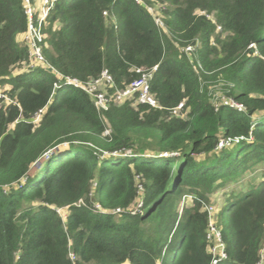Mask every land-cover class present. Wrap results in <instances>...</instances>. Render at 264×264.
<instances>
[{
    "label": "trees",
    "instance_id": "16d2710c",
    "mask_svg": "<svg viewBox=\"0 0 264 264\" xmlns=\"http://www.w3.org/2000/svg\"><path fill=\"white\" fill-rule=\"evenodd\" d=\"M26 28L23 0H0V264H73L69 251L74 264H210L208 204L218 264H256L264 0L54 1L45 60L81 80L107 69L110 93L156 64L149 88L161 108L133 96L97 110L82 89L54 87L53 71L28 65Z\"/></svg>",
    "mask_w": 264,
    "mask_h": 264
},
{
    "label": "built area",
    "instance_id": "2783aa9c",
    "mask_svg": "<svg viewBox=\"0 0 264 264\" xmlns=\"http://www.w3.org/2000/svg\"><path fill=\"white\" fill-rule=\"evenodd\" d=\"M55 0H23L25 14L27 17V28L23 34V41L28 50V65L33 66L36 64H41L47 67L49 70L53 71L57 76V81L53 83L54 87L62 84L72 85L74 87L82 89L86 92L90 98L92 99L94 106L97 110H106L108 109L111 102L114 104H120L124 100L131 99L135 96L134 100L136 103L146 104L153 108H161L158 104L157 100L150 92L149 88V79L154 74L157 69V65H153L151 67H135V72L137 76L125 85L122 89H115L112 93H110V89L114 86L112 75L107 71V69H102L98 76L91 77L86 80H81L78 77L65 75L57 71L53 66H51L44 58L43 55V39L44 33L42 31L46 16L53 6ZM136 2H141V0H135ZM147 10L152 14L155 23L163 30H165V25L163 19L159 12L152 7H147ZM103 14L106 15V11H103ZM199 14H205L204 11H200ZM220 27L217 26V29ZM192 50L191 46H186L184 51ZM0 98L3 97V93L0 90ZM224 103L229 106L242 110L243 105L241 103L236 102L233 99L226 98L224 99ZM184 102L181 101L177 106L170 109L171 112L177 116L180 115V110L182 109ZM42 109H39L33 118L36 121L41 113ZM104 133H109V129H105ZM238 138L234 139L235 141ZM226 141L221 140L218 142L217 147H222ZM165 154V153H163ZM175 154V153H172ZM140 206V201L137 203ZM99 204H95L94 208L98 209ZM209 214V222H208V230H207V239L211 242L210 245V264H218L222 259L226 257L224 251V242L222 240L220 230L215 225L214 221V210L213 206L208 204L204 207ZM57 212L64 218L65 214L63 211L58 208ZM121 211L120 208H116L113 212ZM69 258L71 262L74 264L76 259L75 254L72 251H69ZM264 262V246L260 251L259 260L256 264H263Z\"/></svg>",
    "mask_w": 264,
    "mask_h": 264
},
{
    "label": "rangeland",
    "instance_id": "374dc122",
    "mask_svg": "<svg viewBox=\"0 0 264 264\" xmlns=\"http://www.w3.org/2000/svg\"><path fill=\"white\" fill-rule=\"evenodd\" d=\"M39 0H37V3H38ZM3 88V87H2ZM1 86H0V89H2ZM211 204H213L212 202H210ZM214 205V204H213ZM215 208V205L213 206Z\"/></svg>",
    "mask_w": 264,
    "mask_h": 264
},
{
    "label": "crops",
    "instance_id": "0c3cea01",
    "mask_svg": "<svg viewBox=\"0 0 264 264\" xmlns=\"http://www.w3.org/2000/svg\"><path fill=\"white\" fill-rule=\"evenodd\" d=\"M18 38H19V39H22L23 37H22V35H19Z\"/></svg>",
    "mask_w": 264,
    "mask_h": 264
}]
</instances>
